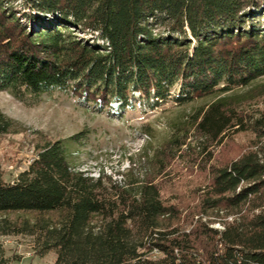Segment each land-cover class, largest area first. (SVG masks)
<instances>
[{
  "label": "trees",
  "instance_id": "16d2710c",
  "mask_svg": "<svg viewBox=\"0 0 264 264\" xmlns=\"http://www.w3.org/2000/svg\"><path fill=\"white\" fill-rule=\"evenodd\" d=\"M13 1L0 0V90L128 112L134 94L154 107L179 84L180 105L214 99L167 146H190L191 128L208 158L239 131L252 130L256 148L211 169L187 230L152 180L107 186L72 165L74 137L45 142L13 181L0 170V215L26 214L0 221V235L31 236L53 264H264V110L254 117L243 107L253 97L232 93L264 76V0ZM13 127L0 111V136ZM222 209L239 214L222 230L202 219Z\"/></svg>",
  "mask_w": 264,
  "mask_h": 264
},
{
  "label": "rangeland",
  "instance_id": "374dc122",
  "mask_svg": "<svg viewBox=\"0 0 264 264\" xmlns=\"http://www.w3.org/2000/svg\"><path fill=\"white\" fill-rule=\"evenodd\" d=\"M22 2L14 0L12 5L22 9ZM78 35L90 39L89 35ZM179 87L175 85L171 98L154 107L134 94L136 110L128 112L117 110L116 103L111 110L99 111L60 91L19 100L8 91L0 90V111L14 123L13 132L0 136L3 180L11 182L27 169L45 142L72 136L70 160L75 168L94 178L102 177L107 186L128 183L136 187L140 181L152 180L165 205L175 206L179 223L189 230L192 225L183 223V218L192 209L196 212L201 189L209 182L211 169L255 149L256 137L252 130L231 133L219 145L209 146L211 156L208 158L198 150L199 140L190 128L186 137L190 146L174 151L166 145L167 140L182 125L184 128L187 122L189 124L193 113L214 99L213 96L195 97L180 105L175 102ZM232 93L253 97L243 107L254 117L264 110V76L257 78L248 89L237 87ZM160 147L163 149L159 150ZM157 150L160 152L156 155ZM25 216L22 213L0 215V221ZM238 216L222 209L202 219L208 221L211 228L222 230ZM198 217L194 215V220ZM32 241L28 235H0V250L7 264H53L54 252L36 255ZM158 254L153 251L152 255L157 257Z\"/></svg>",
  "mask_w": 264,
  "mask_h": 264
}]
</instances>
